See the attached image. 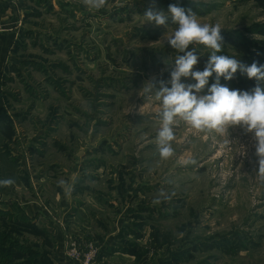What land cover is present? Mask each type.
Wrapping results in <instances>:
<instances>
[{
  "label": "rangeland",
  "instance_id": "1",
  "mask_svg": "<svg viewBox=\"0 0 264 264\" xmlns=\"http://www.w3.org/2000/svg\"><path fill=\"white\" fill-rule=\"evenodd\" d=\"M172 4L220 26L217 55L246 66L225 39L262 40L253 29L264 25V7L254 0H107L98 11L83 0H17L23 28L35 31L0 57V180L15 181L0 186V264H51L54 227L24 223L19 206L54 210L65 194L73 201L68 219L86 231L76 239L83 254L89 244L102 252L100 240L125 229L114 247L128 255L106 250L105 264H264V180L253 134L241 126L197 132L177 119L174 156L158 154L160 81L171 87L177 56L194 50L193 71H203L213 51L193 44L179 52L167 40L177 27L171 19L146 22L149 7L167 12ZM240 74L219 83L237 90ZM216 80L213 73L197 95Z\"/></svg>",
  "mask_w": 264,
  "mask_h": 264
},
{
  "label": "clouds",
  "instance_id": "2",
  "mask_svg": "<svg viewBox=\"0 0 264 264\" xmlns=\"http://www.w3.org/2000/svg\"><path fill=\"white\" fill-rule=\"evenodd\" d=\"M107 0H83L89 9L100 10L106 6ZM145 20L155 26H166L169 19L177 25L174 32L168 37V43L179 52H185L190 45L201 44L213 50L203 71H193L198 63L195 51H186L184 55L177 56L174 69L171 71V87L160 81V88L156 90L155 98L161 102L160 126L156 136L157 151L162 160L174 156L175 150L172 142L176 139L173 125L177 119L186 122L190 128L197 132L214 131L224 135L233 126H241L252 133L258 157V176L264 180V88L257 86L249 93L239 90H230L219 83V78L232 80L234 74L240 70L246 73L249 79L256 78L264 81V65L251 66L241 64L237 59L225 55H217L222 50L221 28L217 25L202 24L192 12L191 8L169 5L167 12L156 11L149 7ZM216 74V83L208 89V94L197 95L208 83L209 77ZM191 77L194 84H185L181 78ZM150 92L155 88L149 82ZM187 163H195L189 160ZM15 184L12 178L0 180V186L9 187ZM63 186L64 182L61 181ZM160 201L154 200V203Z\"/></svg>",
  "mask_w": 264,
  "mask_h": 264
},
{
  "label": "crops",
  "instance_id": "3",
  "mask_svg": "<svg viewBox=\"0 0 264 264\" xmlns=\"http://www.w3.org/2000/svg\"><path fill=\"white\" fill-rule=\"evenodd\" d=\"M43 3L46 2L44 1ZM23 16L20 13L17 0H0V57L1 54L5 55L7 52H18L19 47L24 45L20 40V36H27V34L34 33L35 30L33 28L27 30L24 29ZM19 26L21 27L19 28ZM18 65L17 62H12V64H10L12 68L18 67ZM0 100H2L1 96ZM72 202L69 200V196L65 194L60 200L58 198V202L55 205L57 208H54V210H51L48 207H42L38 202L28 203V205L21 204L19 206V212H21L22 216L31 220L33 224H37L43 220L47 222L48 229L54 227L55 238H53V245L55 251L53 257L50 255V259L53 263L55 258L60 262L67 260L66 249L68 240L82 239L86 234V231L84 232L79 228L78 223L75 222L76 219H68V216L72 213L73 209ZM6 209L9 210L10 208L6 207ZM121 230H124V228ZM120 240H122L120 236L116 238L113 237V239L109 238L105 241H103V239L100 240L99 247L102 246L104 249L99 258L102 264H105V258L108 256L107 252L106 255L103 256L104 251L114 248L113 253L116 255H120L121 253H118L120 251L123 252L119 247H114V245L119 244ZM73 264L77 263L73 262Z\"/></svg>",
  "mask_w": 264,
  "mask_h": 264
},
{
  "label": "trees",
  "instance_id": "4",
  "mask_svg": "<svg viewBox=\"0 0 264 264\" xmlns=\"http://www.w3.org/2000/svg\"><path fill=\"white\" fill-rule=\"evenodd\" d=\"M260 7H264V0H254ZM253 33L259 35L262 40L259 41H249L245 37H239V40L235 38H226L225 41L228 42L233 50L242 57L246 66H251L253 63H256L257 66L264 65V25L255 26L253 29ZM1 50V47H0ZM260 86L264 88V81H258L256 78L249 79L246 74L237 75V85L236 89L244 92L247 91L251 93L255 87ZM24 223L28 225H34L31 220L24 218ZM35 226V225H34ZM125 229L122 231V236H125ZM121 237L123 241V237ZM112 250V248H111ZM110 251V249H108ZM125 253L127 251L123 249ZM129 252L134 253L133 250H129ZM102 254V253H101ZM47 262H53L50 259V254L47 253Z\"/></svg>",
  "mask_w": 264,
  "mask_h": 264
},
{
  "label": "built area",
  "instance_id": "5",
  "mask_svg": "<svg viewBox=\"0 0 264 264\" xmlns=\"http://www.w3.org/2000/svg\"><path fill=\"white\" fill-rule=\"evenodd\" d=\"M79 241L69 240L67 243L66 257L75 263L95 264L98 256H101V250L95 248L93 244L85 246L86 251L83 254L78 246Z\"/></svg>",
  "mask_w": 264,
  "mask_h": 264
}]
</instances>
